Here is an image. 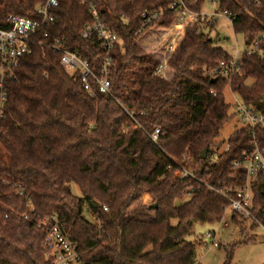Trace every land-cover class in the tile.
Returning <instances> with one entry per match:
<instances>
[{
	"label": "trees",
	"instance_id": "obj_1",
	"mask_svg": "<svg viewBox=\"0 0 264 264\" xmlns=\"http://www.w3.org/2000/svg\"><path fill=\"white\" fill-rule=\"evenodd\" d=\"M45 1L0 0V28H10L11 15L35 18V7ZM178 1L60 0L57 19L42 27L38 40L63 38L65 48L79 52L99 77L105 56L101 42L80 36L93 23L89 7L94 6L120 39L110 53V94L101 93L94 78L90 91L85 89L79 75L62 67L60 52L37 43L5 82L4 100L0 90V264H49L44 241L55 223L77 245L84 264H200L201 241L189 236L197 225L220 224L231 205L207 185L231 192L243 187L247 173L234 163L256 146L264 149V123L253 134L249 126L236 130L227 145L219 140L238 115L225 101L228 86L252 114L264 117V0H184L195 13L214 1L217 12L230 14L245 48L253 50L245 51L234 74L225 77L221 71L232 56L197 23L164 58L168 78L155 74L160 55L139 41L157 27L177 24L170 7ZM155 11L162 16L143 29L142 14ZM205 149L207 157L201 159ZM180 168L195 170L198 180L176 176ZM19 189L30 197L32 210ZM252 190L254 225L264 229L262 174ZM145 195L151 197L148 204ZM240 219L232 212L234 224L243 223ZM149 226L156 229L140 236L132 229ZM233 250H225V264H232Z\"/></svg>",
	"mask_w": 264,
	"mask_h": 264
},
{
	"label": "built area",
	"instance_id": "obj_2",
	"mask_svg": "<svg viewBox=\"0 0 264 264\" xmlns=\"http://www.w3.org/2000/svg\"><path fill=\"white\" fill-rule=\"evenodd\" d=\"M82 3L83 1H81V4ZM212 3L215 4V2ZM59 6L60 0H46L44 3L35 7V18L11 15L8 17L10 28H0V90L2 100L6 97L4 94L5 82L13 76V72L18 67L21 58L30 52V47L33 43L60 52V64L67 74L70 76L79 75L84 83L85 89L88 91H90L89 80L94 78L98 84L99 91L104 94H110V68L112 67L110 53L113 51L114 46L120 43V39L113 31L106 27L100 14L96 11V8L91 5L89 7V12L93 16V23L85 26L80 36L83 40H89L93 36H96L105 51L100 76L97 77L92 71L89 63L83 59L79 52H71L65 48L63 38L56 39L53 43H43L38 40V38H40L39 33L43 29L42 27L57 19L56 11ZM170 9L175 11L178 15L176 28H181V26L188 24H197L207 20V17H209L202 12L195 13L188 10L184 4V0H179L177 3L173 4ZM162 14L163 11L144 12L141 16L142 28L144 29L155 23ZM222 14L232 23L233 20L229 13L222 12ZM213 15H215L214 12ZM46 36L47 34L44 33L43 37L45 38ZM177 46L178 43L175 39L171 40L166 46L162 54L163 59H161V61H163L156 69L155 74L162 75L166 69V60H164V58L173 54ZM235 63L236 60H233L229 66L224 67L221 71L222 75L229 77L234 74ZM236 110L238 115L242 117L244 126L251 127V134H253V131L257 126L264 123V117L261 114H252L243 103L240 104L237 102ZM159 133L160 131L157 129L151 135L153 142H157ZM234 168H241L247 173L246 184L243 187L232 191L234 192V196H231L232 192L229 189L216 190L209 185L207 186L213 191H217L220 195L224 196L231 202V205L227 210H232V212H235L243 219L256 220L252 214L254 198L252 187L258 175L262 174L264 176V149L262 150L256 146L253 152L245 155L243 160L235 162ZM169 169L170 167L168 170ZM175 175L182 179L193 178L198 180L196 171L193 169L180 168L175 172ZM18 194L21 196L25 195L22 189L18 190ZM25 196L28 208L32 210L33 205L31 199L28 195ZM46 221L47 220H44L43 223L45 224ZM256 223H258V221ZM217 233L218 232L216 231H210L205 235L207 239L212 240L214 246L217 245L215 242ZM44 259L49 264H84L77 245L72 242L70 237L64 233L56 223L52 224L46 232L44 241Z\"/></svg>",
	"mask_w": 264,
	"mask_h": 264
},
{
	"label": "rangeland",
	"instance_id": "obj_3",
	"mask_svg": "<svg viewBox=\"0 0 264 264\" xmlns=\"http://www.w3.org/2000/svg\"><path fill=\"white\" fill-rule=\"evenodd\" d=\"M213 12L215 15H213ZM202 13L205 15L207 14L209 17H207V20L200 22L201 28L210 37L214 38L216 42L232 56L233 60L238 61L245 51L248 52L253 50V48H245L243 36L234 32L230 20L221 12L216 11V4L212 3V1L206 2ZM210 22L214 23L213 29H210V27L206 25ZM194 25L195 24L183 25L181 28H176V25H172L169 28L163 27L164 29L162 27L155 28L141 38L139 46L149 53L160 55L159 58L162 59L163 50H165L170 41L175 39L179 46L182 39L185 37L186 30L191 29ZM162 74L170 78V71L166 72L164 70ZM224 95L225 101L231 106L230 113H237L236 104L237 102L240 104L242 103L240 97L234 94L229 86L225 89ZM242 127H244L242 117L235 114V117L224 126L219 140H225V144L227 145L229 137ZM225 144L220 148V153L226 149ZM189 199L190 197H186V200ZM143 202L144 204L150 203L151 197L149 195L143 196ZM84 216L88 221L94 222L88 211H85ZM231 216L232 210H227L225 218L220 224L197 225L195 227L194 234L189 236V239H199L201 241V246L197 248V262L200 264H225V250L233 248L234 254L232 264H264L263 227L261 225H254V223L257 222L256 220H246L242 217H240V220L243 223L234 224L231 221ZM137 228L132 227L137 236L147 233V230L150 229V227ZM126 229L127 227H125V230ZM210 231L218 232L215 237L216 246L212 244L211 239L205 237L206 233ZM141 239L142 238H139L137 242Z\"/></svg>",
	"mask_w": 264,
	"mask_h": 264
},
{
	"label": "water",
	"instance_id": "obj_4",
	"mask_svg": "<svg viewBox=\"0 0 264 264\" xmlns=\"http://www.w3.org/2000/svg\"><path fill=\"white\" fill-rule=\"evenodd\" d=\"M208 149L203 150V152L200 155L201 159H205L207 157Z\"/></svg>",
	"mask_w": 264,
	"mask_h": 264
},
{
	"label": "crops",
	"instance_id": "obj_5",
	"mask_svg": "<svg viewBox=\"0 0 264 264\" xmlns=\"http://www.w3.org/2000/svg\"><path fill=\"white\" fill-rule=\"evenodd\" d=\"M150 229H152L154 231L156 229V226H151Z\"/></svg>",
	"mask_w": 264,
	"mask_h": 264
}]
</instances>
